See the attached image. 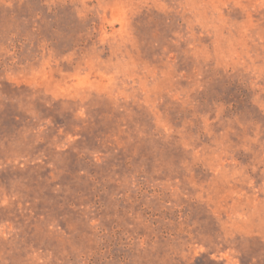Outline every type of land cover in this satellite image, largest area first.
<instances>
[{"label":"rangeland","instance_id":"1","mask_svg":"<svg viewBox=\"0 0 264 264\" xmlns=\"http://www.w3.org/2000/svg\"><path fill=\"white\" fill-rule=\"evenodd\" d=\"M0 264H264V0H0Z\"/></svg>","mask_w":264,"mask_h":264}]
</instances>
